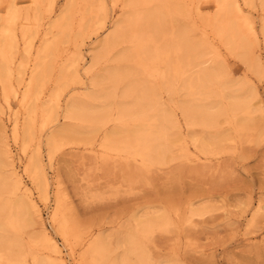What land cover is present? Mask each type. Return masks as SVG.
Returning <instances> with one entry per match:
<instances>
[{
  "label": "rangeland",
  "instance_id": "1",
  "mask_svg": "<svg viewBox=\"0 0 264 264\" xmlns=\"http://www.w3.org/2000/svg\"><path fill=\"white\" fill-rule=\"evenodd\" d=\"M140 1L0 0V264H264L260 1Z\"/></svg>",
  "mask_w": 264,
  "mask_h": 264
},
{
  "label": "bare ground",
  "instance_id": "2",
  "mask_svg": "<svg viewBox=\"0 0 264 264\" xmlns=\"http://www.w3.org/2000/svg\"><path fill=\"white\" fill-rule=\"evenodd\" d=\"M260 4H261V8L264 10V0H259ZM250 2V1H249ZM141 5V1L140 0H129L128 6L132 7L133 9L138 8ZM166 6L164 4H160L158 10H157V15H146L145 19H144V28L149 31V32H153V34L158 33L160 31V25H161V16L160 13L161 10H163V8H165ZM220 7L223 11H225L224 14H227V12H230L231 10L238 12L240 10V6L237 0H220ZM16 15H18L16 9L13 6L9 7V13H8V17H7V21L8 23L11 22L14 17H16ZM223 15V14H222ZM224 18V17H223ZM125 20L122 22H119V24H117L116 26V32L114 33V35L112 36L111 40L106 41L107 44L106 46L102 49V51H105L107 49V47H109V45H113L115 42H117L118 40L122 39L125 36ZM16 26V25H15ZM17 30V29H16ZM263 31H264V23H263ZM6 32V31H5ZM6 34V33H5ZM236 35V34H235ZM237 40V39H236ZM111 42V43H110ZM113 42V43H112ZM108 51V49H107ZM244 52V51H242ZM243 54V53H242ZM245 54V53H244ZM247 54V53H246ZM248 57V55H247ZM100 58V57H99ZM98 58V59H99ZM96 59V60H98ZM249 59V58H248ZM96 62V61H95ZM244 62L247 63L246 66L249 67V63L247 60L244 59ZM255 69V68H254ZM118 73H115L113 71L108 70L106 72V75L104 77H102V80L93 83V85L95 87L97 86H101L103 84L104 81H108V83H111L112 81H117L118 78ZM123 77V76H122ZM119 79V81L121 80V78ZM213 77L212 75H204V77L202 76V82L204 81H209L211 80ZM219 79V78H218ZM104 80V81H103ZM125 80V77H124ZM198 82H196L195 80L191 81L188 85V88L192 89L194 87H196V84ZM200 83V80H199ZM132 84V83H131ZM106 86V85H105ZM133 86L130 87V89L128 90V95H132L133 93ZM106 93V92H105ZM104 93V96H105ZM137 94V93H136ZM138 95V94H137ZM153 96V92L151 90V88H145L142 93H141V97L140 100L138 101V105L137 108L142 110L145 109L147 107V105L150 104V101L152 99ZM235 97V98H234ZM233 100V104L231 105L232 109L234 110H240L244 104H242L241 100L237 98V96H234ZM98 98V97H97ZM104 98V97H103ZM107 99L109 98L108 96L106 97ZM244 101V100H243ZM154 102V100H153ZM152 104V103H151ZM136 108V109H137ZM123 111V110H122ZM124 114H128V111H123ZM130 112V111H129ZM184 114L185 117L187 119L192 120L195 124H199L204 120V113L200 112L199 110H193L191 107L189 108H184ZM122 116V115H121ZM100 117V116H99ZM84 118H92V116H90V112L86 113ZM166 119V120H165ZM168 118H166L165 116H161L160 117H156L155 118V122L156 124L160 125V124H165L168 122ZM206 120V119H205ZM161 122V123H160ZM164 122V123H162ZM158 125H156V127L151 131V134L154 135L155 132H158L157 129L159 128ZM2 182V181H0ZM2 242L0 241V247H1Z\"/></svg>",
  "mask_w": 264,
  "mask_h": 264
}]
</instances>
